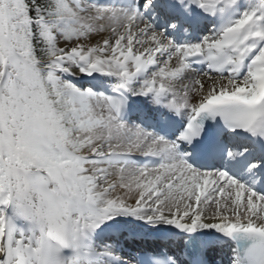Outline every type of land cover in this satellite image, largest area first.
Returning <instances> with one entry per match:
<instances>
[{"label": "snow or ice", "instance_id": "obj_1", "mask_svg": "<svg viewBox=\"0 0 264 264\" xmlns=\"http://www.w3.org/2000/svg\"><path fill=\"white\" fill-rule=\"evenodd\" d=\"M0 264H264V0H0Z\"/></svg>", "mask_w": 264, "mask_h": 264}, {"label": "bare ground", "instance_id": "obj_2", "mask_svg": "<svg viewBox=\"0 0 264 264\" xmlns=\"http://www.w3.org/2000/svg\"><path fill=\"white\" fill-rule=\"evenodd\" d=\"M217 258L219 259V256H217Z\"/></svg>", "mask_w": 264, "mask_h": 264}]
</instances>
